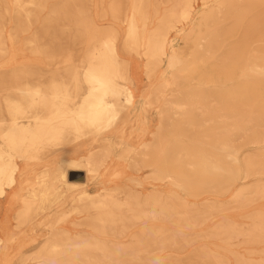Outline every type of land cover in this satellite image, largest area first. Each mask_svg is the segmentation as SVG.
Wrapping results in <instances>:
<instances>
[{"label": "bare ground", "instance_id": "obj_1", "mask_svg": "<svg viewBox=\"0 0 264 264\" xmlns=\"http://www.w3.org/2000/svg\"><path fill=\"white\" fill-rule=\"evenodd\" d=\"M208 1L0 0V264H264V0Z\"/></svg>", "mask_w": 264, "mask_h": 264}, {"label": "rangeland", "instance_id": "obj_2", "mask_svg": "<svg viewBox=\"0 0 264 264\" xmlns=\"http://www.w3.org/2000/svg\"><path fill=\"white\" fill-rule=\"evenodd\" d=\"M48 1L51 2V3H53L56 0H48ZM210 2H211V0H209L207 4L210 5ZM165 5H169V3H166ZM202 8H203L202 5H199V7H197V9H202ZM44 12L45 11H39L38 9L36 10V21L33 23L32 28H31L30 33H29V34H31L33 36L36 35V45L38 47L46 46L47 44H49V41H50L51 37L53 36L52 35L53 34L52 28L49 29L47 27H44V22H43ZM93 12L96 13V11H93ZM96 20H97V17H96ZM42 28H43V30H42ZM44 28H45V36H43L44 35L43 34ZM176 38L178 39L176 41V43H175L176 44V47L183 49L185 52L188 51L189 45L186 44V43H184V41L182 39H180L179 35L177 37H175V39ZM52 43H53V41H52ZM64 43L65 42H63V44ZM19 48H20V51H16V54H17V56L15 57L16 60H18L19 62L21 61V63L26 62L28 60L27 63H24L23 64V66H26V65L29 66L30 65L32 68L35 67V70L36 71H38L39 69H41V66H43V65L40 62V54L39 53L33 54V53H31V51L27 47H23L21 45L19 46ZM54 49L59 50L55 46H54ZM74 50H75V54H77L78 53L77 52L78 51V46H75L74 47ZM132 59L134 60V64L135 65H138L141 62V60L139 58L135 57V56H133ZM141 82H143V84H144L143 78H142ZM152 121H153V119H152ZM126 129L127 130H130L131 129V125L128 124L127 127H126ZM73 179L74 180H77V181H83V173L76 172L73 175ZM210 224H211V222H210ZM185 230L186 231H189V232L195 231V230H192V229H185ZM192 235H194V234H192ZM204 241H205L204 239H198V240L194 241L191 245H189L185 249H183L181 251H178L177 252L178 253L177 254V257L180 260L184 261V257L187 256V254L193 248V246L195 244H198V243H201V242H204Z\"/></svg>", "mask_w": 264, "mask_h": 264}]
</instances>
